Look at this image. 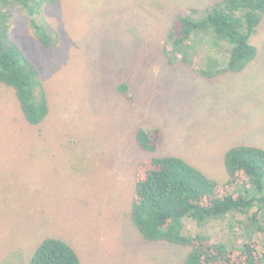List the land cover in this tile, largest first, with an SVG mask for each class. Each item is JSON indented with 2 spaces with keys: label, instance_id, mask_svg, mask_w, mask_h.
<instances>
[{
  "label": "rangeland",
  "instance_id": "1",
  "mask_svg": "<svg viewBox=\"0 0 264 264\" xmlns=\"http://www.w3.org/2000/svg\"><path fill=\"white\" fill-rule=\"evenodd\" d=\"M215 1L60 0L38 17L55 32L50 48L12 11L9 36L38 69L48 114L29 125L0 85V264H28L49 237L80 264H182L186 247L148 242L131 222L138 163L177 156L222 183L228 148L264 150V19L240 73L205 80L163 56L176 15ZM140 127L161 130L155 152L138 148ZM201 229L214 243L243 242L223 222Z\"/></svg>",
  "mask_w": 264,
  "mask_h": 264
},
{
  "label": "trees",
  "instance_id": "2",
  "mask_svg": "<svg viewBox=\"0 0 264 264\" xmlns=\"http://www.w3.org/2000/svg\"><path fill=\"white\" fill-rule=\"evenodd\" d=\"M60 0H0V85L13 90L25 121L39 125L48 103L38 69L9 36L12 11L19 10L39 45L55 44V32L38 22L44 5ZM264 19V0H217L202 11L179 13L168 33L163 56L169 65L182 64L210 80L242 72L256 57L251 38ZM210 50L219 51V57ZM204 64H201L199 59ZM125 85L118 88L125 91ZM138 148L155 152L162 143L159 128H138ZM226 180L203 174L177 156H153L135 168L130 219L148 242L186 247L182 264H264V150L235 145L223 154ZM234 220V221H233ZM218 221L235 230L237 242L214 243L201 228ZM186 223L196 228L190 235ZM28 264H80L71 246L46 238Z\"/></svg>",
  "mask_w": 264,
  "mask_h": 264
}]
</instances>
